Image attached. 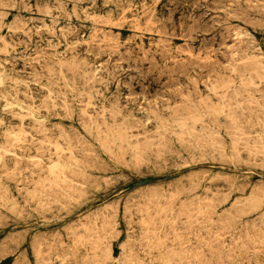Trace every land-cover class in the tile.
<instances>
[{"label":"rangeland","instance_id":"rangeland-1","mask_svg":"<svg viewBox=\"0 0 264 264\" xmlns=\"http://www.w3.org/2000/svg\"><path fill=\"white\" fill-rule=\"evenodd\" d=\"M0 40V264H264V0H0Z\"/></svg>","mask_w":264,"mask_h":264},{"label":"bare ground","instance_id":"bare-ground-1","mask_svg":"<svg viewBox=\"0 0 264 264\" xmlns=\"http://www.w3.org/2000/svg\"><path fill=\"white\" fill-rule=\"evenodd\" d=\"M120 1V0H119ZM81 12V11H80ZM232 12V11H231ZM142 13V12H141ZM227 13V12H226ZM229 14V13H228ZM68 18V17H67ZM15 20V19H14ZM98 20V19H97ZM63 23V22H62ZM115 24V23H114ZM119 26V25H118ZM139 27V26H138ZM137 28V27H136ZM140 28V27H139ZM138 29V28H137ZM6 30V29H5ZM61 30V29H60ZM94 30V29H93ZM99 31V30H98ZM101 33V32H100ZM194 34V33H193ZM99 39V38H98ZM107 39V38H106ZM92 40V39H91ZM1 41V40H0ZM100 41V40H99ZM102 41V40H101ZM124 42V41H123ZM113 44V43H112ZM107 45V44H106ZM169 46V45H168ZM185 46V45H184ZM105 47V46H104ZM115 47V46H114ZM120 47V46H119ZM118 47V48H119ZM104 49V48H103ZM40 50V49H39ZM119 50V49H118ZM118 50H117V52H118ZM197 50V49H196ZM125 51V50H124ZM145 51V50H144ZM128 52V51H127ZM167 53V52H166ZM129 54V53H128ZM64 55V54H63ZM36 57H37V55H35ZM126 56V55H125ZM128 56V55H127ZM142 56H143V54H142ZM39 57V56H38ZM191 57V56H190ZM144 58V57H143ZM170 59V58H169ZM247 60V59H246ZM254 60L255 59H253V61L252 60H247V61H252L253 62V64L256 62H254ZM262 60H264V59H262ZM246 61V62H247ZM261 61V60H260ZM251 62V63H252ZM188 63V62H187ZM257 63V62H256ZM260 64V63H259ZM21 65V64H20ZM98 65V64H97ZM255 65V64H254ZM264 66V65H263ZM257 68V67H256ZM261 68V67H260ZM254 70H256L255 68H254ZM261 71H264V69H262ZM147 72V71H146ZM257 72V71H256ZM260 72V71H259ZM53 75V74H52ZM258 75V74H257ZM262 76V73L260 72V74H259V76ZM254 76H255V74H254ZM158 78V77H157ZM62 79V78H61ZM129 79V78H128ZM261 79H263V78H261ZM63 80V79H62ZM130 80V79H129ZM144 80V79H143ZM260 80V79H259ZM172 83V82H171ZM71 84V83H70ZM141 85V84H140ZM190 85V84H189ZM211 85V84H210ZM225 86V85H224ZM68 87V86H67ZM47 92H48V90H47ZM81 93V92H80ZM154 93H156V92H154ZM144 94H145V92H144ZM258 95H259V93H258ZM261 95V94H260ZM264 95V94H263ZM79 96V95H78ZM88 96V95H87ZM96 96V95H95ZM224 96V95H223ZM224 98V97H223ZM156 99V98H155ZM246 99V98H245ZM43 100V99H42ZM79 100V99H78ZM86 100H88V99H86ZM198 100H201V99H198ZM208 100V99H207ZM202 101V100H201ZM201 101H198V102H201ZM87 102V101H86ZM195 102H197V101H195ZM203 103V102H202ZM221 103H222V100H221ZM219 104V103H218ZM201 105V104H200ZM197 106H199V105H197ZM197 106H196V108H197ZM205 106V105H204ZM52 107V106H51ZM86 107V106H85ZM206 107V106H205ZM204 107V108H205ZM211 107H214V105H211ZM215 109H217V108H215ZM81 110V109H80ZM179 110V109H178ZM181 110V109H180ZM193 111H195V110H193ZM198 111V110H197ZM203 111H205V110H203ZM219 111V110H218ZM170 112H172V111H170ZM216 112V111H215ZM214 112V113H215ZM228 113H229V111H227ZM101 113H102V111H101ZM190 113V112H189ZM185 114V113H184ZM227 114V113H226ZM225 114V115H226ZM195 115H197V113H195ZM208 115V114H207ZM230 115H232V114H230ZM24 116V115H23ZM191 115H189V117H190ZM226 117V116H225ZM230 117V116H229ZM263 117V116H262ZM23 118V117H22ZM178 118V117H177ZM208 118V117H207ZM182 119V118H181ZM184 119V118H183ZM182 119V120H183ZM185 119L187 120V117H185ZM190 118H188V120H189ZM194 119V118H193ZM197 119H198V117H197ZM195 120L194 119V121L195 122H197L198 120H200V119H198V120ZM203 119V118H202ZM237 119H235V121H236ZM172 121V120H171ZM176 121H177V119H176ZM176 121H175V123H176ZM191 121H193V120H191ZM178 122H180V121H178ZM183 122H184V120H183ZM233 122V121H232ZM38 123V122H37ZM186 123V122H185ZM231 123V122H230ZM181 124L183 125V123L181 122ZM196 124V123H195ZM190 125V124H189ZM191 125H194V123L192 124L191 123ZM231 125H234V124H231ZM38 126V125H37ZM184 126H185V124H184ZM234 126H236V125H234ZM264 126V125H263ZM263 126H262V128H263ZM43 128V127H42ZM179 129V128H178ZM142 130V129H141ZM190 131V130H189ZM24 132V131H23ZM53 133V132H52ZM173 133V132H172ZM205 135V134H204ZM207 135V134H206ZM24 136V135H23ZM264 136V135H263ZM7 138V137H6ZM249 138V137H248ZM18 139V138H17ZM50 139V138H49ZM10 141V140H9ZM52 141V140H51ZM10 143H12V142H10ZM49 143V142H48ZM232 143V142H231ZM15 144V143H14ZM10 145H12V144H10ZM5 146V145H4ZM50 146V145H49ZM13 147V146H12ZM251 147H253V146H251ZM4 150V149H3ZM8 150V149H7ZM261 152V151H260ZM69 154V153H68ZM56 155H57V153H56ZM3 157V156H2ZM34 166V165H33ZM141 216V215H140ZM85 228V227H84ZM78 238V237H77ZM112 238V237H111ZM104 240V239H103ZM106 242V241H105ZM121 250V249H120ZM87 252V251H86ZM95 254V253H94ZM37 257H38V254H37ZM42 260V259H41ZM61 261H63V260H61ZM48 262H49V260H48ZM78 263V262H77ZM92 263V262H91ZM76 264V263H75Z\"/></svg>","mask_w":264,"mask_h":264}]
</instances>
